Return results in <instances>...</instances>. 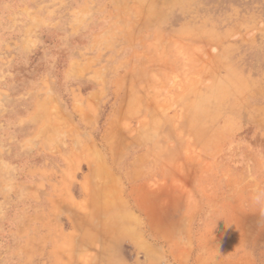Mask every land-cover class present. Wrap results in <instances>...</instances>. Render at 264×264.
Wrapping results in <instances>:
<instances>
[{"label": "rangeland", "instance_id": "rangeland-1", "mask_svg": "<svg viewBox=\"0 0 264 264\" xmlns=\"http://www.w3.org/2000/svg\"><path fill=\"white\" fill-rule=\"evenodd\" d=\"M264 0H0V264H264Z\"/></svg>", "mask_w": 264, "mask_h": 264}, {"label": "clouds", "instance_id": "clouds-1", "mask_svg": "<svg viewBox=\"0 0 264 264\" xmlns=\"http://www.w3.org/2000/svg\"><path fill=\"white\" fill-rule=\"evenodd\" d=\"M253 201L258 205H264V193L253 196Z\"/></svg>", "mask_w": 264, "mask_h": 264}]
</instances>
